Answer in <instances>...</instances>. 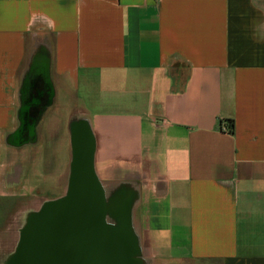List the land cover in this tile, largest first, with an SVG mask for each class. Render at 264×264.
I'll return each mask as SVG.
<instances>
[{
    "label": "crops",
    "instance_id": "crops-1",
    "mask_svg": "<svg viewBox=\"0 0 264 264\" xmlns=\"http://www.w3.org/2000/svg\"><path fill=\"white\" fill-rule=\"evenodd\" d=\"M73 126L148 256L264 264V0H0L1 244Z\"/></svg>",
    "mask_w": 264,
    "mask_h": 264
},
{
    "label": "water",
    "instance_id": "water-1",
    "mask_svg": "<svg viewBox=\"0 0 264 264\" xmlns=\"http://www.w3.org/2000/svg\"><path fill=\"white\" fill-rule=\"evenodd\" d=\"M69 171L64 194L21 228L8 264H144L132 226V194L105 196L87 129L72 128Z\"/></svg>",
    "mask_w": 264,
    "mask_h": 264
},
{
    "label": "rangeland",
    "instance_id": "rangeland-1",
    "mask_svg": "<svg viewBox=\"0 0 264 264\" xmlns=\"http://www.w3.org/2000/svg\"><path fill=\"white\" fill-rule=\"evenodd\" d=\"M62 164H63V158H62ZM65 167H66V165H64V164L60 165V169H64ZM66 179H67V176L65 178L64 177L61 178V186H60V192L59 193L63 194L65 192ZM56 195H58V193ZM56 195H54V196H56ZM50 197L52 199V196H38V195L37 196H34V195L30 196L29 195L27 197L24 205H27V210L35 209L41 204L42 199L50 198ZM14 217L15 218L17 217V218H16V221H15V219H13L14 220L13 223L22 224V222L24 221V219L26 217V214L22 215V217H23L22 220H21V214L20 213L14 214ZM11 231L13 233H11V234L9 233V236H11V238L13 239V243L12 244H1L0 243V264H3L5 262V260H4L5 257H7L9 255V253H11L14 249L15 241H16L14 234L16 235V233H14L13 229H11L10 232ZM138 241H139V237H138ZM139 257L141 258V260L143 261L144 264H167L164 261H161V260H158V259H155V258L148 256V253L142 249V246L140 244H139ZM2 258H3V261H2ZM205 263H207V262H205ZM184 264H203V263H192L191 261H189V262L185 261Z\"/></svg>",
    "mask_w": 264,
    "mask_h": 264
},
{
    "label": "flooded vegetation",
    "instance_id": "flooded-vegetation-1",
    "mask_svg": "<svg viewBox=\"0 0 264 264\" xmlns=\"http://www.w3.org/2000/svg\"><path fill=\"white\" fill-rule=\"evenodd\" d=\"M34 119H35V116H33V117L29 116V117L25 118V122L23 123V126L20 128V134L28 135V136H29V133H30V132H29V128H30L31 124L33 123V120H34ZM69 176H70V171H68V174H67L66 185H67V181H68V179H69ZM63 194H64V193H63ZM63 194H62V193H58V195H56V196H52V199H51V197H50V198H45V199H43V200L41 201V204H40L37 208L27 210V212H26V217H25L24 221L22 222V227H21V228H27V226L29 227V224L32 223V220H33V218L35 217L34 215H35V214H38V213L40 212V209L44 206V204H45L46 202L51 201V200H53V199H56V198L62 196ZM114 194H115V193H113V195H114ZM113 195H112V196H113ZM25 237H26V236H23V237H22V241L25 240ZM18 241H19V240H18ZM18 243H19V242H17V244H18ZM17 244L14 246L13 251L15 250V247L17 246ZM22 248H23V247H22ZM13 251H12V252H13Z\"/></svg>",
    "mask_w": 264,
    "mask_h": 264
},
{
    "label": "trees",
    "instance_id": "trees-1",
    "mask_svg": "<svg viewBox=\"0 0 264 264\" xmlns=\"http://www.w3.org/2000/svg\"><path fill=\"white\" fill-rule=\"evenodd\" d=\"M230 127H231V125H230Z\"/></svg>",
    "mask_w": 264,
    "mask_h": 264
}]
</instances>
